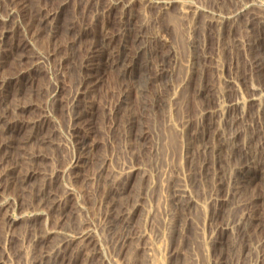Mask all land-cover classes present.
I'll list each match as a JSON object with an SVG mask.
<instances>
[{
	"label": "rangeland",
	"instance_id": "1",
	"mask_svg": "<svg viewBox=\"0 0 264 264\" xmlns=\"http://www.w3.org/2000/svg\"><path fill=\"white\" fill-rule=\"evenodd\" d=\"M169 1L0 0V264H264V0Z\"/></svg>",
	"mask_w": 264,
	"mask_h": 264
},
{
	"label": "bare ground",
	"instance_id": "2",
	"mask_svg": "<svg viewBox=\"0 0 264 264\" xmlns=\"http://www.w3.org/2000/svg\"><path fill=\"white\" fill-rule=\"evenodd\" d=\"M178 1H179V0H172V1H169V2H162V5H161V6H162L163 8L166 7V9H167V7H168V6H171V4H173V3H175V2H176V4L179 3ZM180 3H181L182 5H184V2H183V1H181ZM177 5H178V4H177ZM179 5H180V4H179ZM237 10H238V11H237V14H238V13L241 14V12H243V13L246 12V13H247V11L245 10V7H243L242 4L239 5V9H237ZM244 10H245V11H244ZM244 14H245V13H244ZM241 15H242V14H241ZM216 18H217V17H216ZM216 18H215V17H214V18H211V17H210V20H209L208 24H213V25H218V24H220L219 27H224V25H226V23H224V20H225V19L222 20V22H220L221 20H220L219 18H217V20H216ZM224 18H225V17H224ZM226 18H227V17H226ZM228 18H229V17H228ZM259 18H260V20L258 19L259 22H261L262 25H264V13H263L262 15H260ZM218 20H219L220 23H218ZM226 21H227V20H226ZM226 21H225V22H226ZM227 22H228V21H227ZM208 24H207V25H208ZM254 94H258V92H255ZM259 97H260V96H259ZM259 97L257 98V100H259ZM260 100H264V98L261 99V97H260ZM238 104H240V106H242V105H243V102L240 101V102H238ZM166 136H167V135H166ZM171 138H172V137H171ZM167 139H170V138L167 136ZM154 259H155V257H154ZM158 259H159V258H158ZM150 260H151V259H150ZM152 260H153V259H152ZM156 260H157V259H156ZM159 261H160V260H159ZM150 262H151V261H150ZM153 262H154V261H153ZM156 262L158 263V261H156ZM151 263H152V262H151ZM151 263H150V264H151ZM153 264H155V262H154ZM160 264H161V263H160Z\"/></svg>",
	"mask_w": 264,
	"mask_h": 264
}]
</instances>
